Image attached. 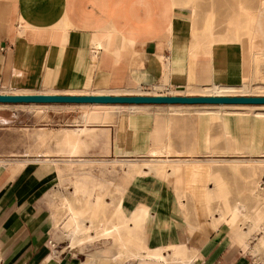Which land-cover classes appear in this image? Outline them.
Returning <instances> with one entry per match:
<instances>
[{
  "label": "crops",
  "instance_id": "1",
  "mask_svg": "<svg viewBox=\"0 0 264 264\" xmlns=\"http://www.w3.org/2000/svg\"><path fill=\"white\" fill-rule=\"evenodd\" d=\"M179 2L0 0V94L171 95L141 92L167 87L175 95H200L183 89L240 85L242 44L207 39L208 27L215 37L228 34L232 12L216 2L214 19L208 7ZM26 105L59 109L51 108V121L38 127L25 114L0 109V128L14 129L13 155H9L13 157L0 158V264L100 263L87 260L88 253L105 248L104 244L94 243L80 251L69 248V240L61 238L52 246L55 227L60 226L54 202L61 201L58 195L69 199L76 194L74 171H84L81 165L87 164L94 172L92 177L81 178L80 185L88 186L95 200L100 192L99 165L124 164L127 170V163L143 165L144 173L125 182L122 209L130 217L144 215L150 248L187 244L201 255L190 264H264L242 252L243 243H256L248 240L254 233L242 239L230 227H212L206 201L207 188L214 183L206 174L183 187L192 190L201 218L195 227L184 211L182 202L187 199L180 198L174 178L160 176L149 166L180 161L185 166L205 167L213 159L239 157L208 152L205 128L210 118L205 119V128L199 118L194 135L187 133V118L177 119L169 109L116 110L120 106H169L166 103ZM81 105L88 107L84 113ZM23 128L38 129L27 136ZM181 128L185 133L181 134ZM191 136L198 140L197 152H188ZM69 165H74L73 171L67 169ZM171 171L167 166V172ZM107 180L111 190L121 181L118 176ZM105 200L111 202L112 197L106 194ZM62 209L67 211L63 203ZM105 263L143 264L139 258L123 256Z\"/></svg>",
  "mask_w": 264,
  "mask_h": 264
},
{
  "label": "rangeland",
  "instance_id": "2",
  "mask_svg": "<svg viewBox=\"0 0 264 264\" xmlns=\"http://www.w3.org/2000/svg\"><path fill=\"white\" fill-rule=\"evenodd\" d=\"M178 1H180L179 3L188 2L196 8L208 7L211 9L210 16L214 19L217 14L216 2H222V7L228 8L225 11L230 10V13L232 12L229 18L230 30L228 34L215 37L212 29L208 27L207 39L211 37V43L216 41L237 42L242 44L244 50V77L240 85L223 86L214 84L200 87L191 85L183 89V92L198 93L200 95L264 96V0ZM148 91L154 93L171 92V95H175L174 93L176 92L169 90L167 87L160 91L142 89L141 92ZM26 104L0 103V109L13 110L14 112L25 114L30 118V122L33 123L34 127L43 126L46 121H51L49 116L51 108L53 110L59 109V107L55 106ZM196 104L199 105L147 106L136 109L130 106H120L116 110L121 113L123 111L140 112L152 109L166 111V109H169L175 115V118L181 120H184L185 117L187 118L185 121L189 125L187 133L194 135L199 118L203 122V128H205L206 124L205 119L210 118L208 127L206 124L205 128L207 129L208 152L213 154L227 153L239 157L228 160L213 159L210 165L205 167L185 166L180 161H174L169 165L151 164L149 166L160 176L174 178L179 188L180 198L186 197L187 199L186 202H182L184 211L188 215L189 220L193 219L191 225L195 227L200 225L199 220L201 218L197 213L196 202L191 193L192 190L189 188L184 190L183 187L185 182H193L197 177L206 174L207 178L214 183L212 188H207L206 201L211 215L212 227H230L242 239H247L254 233L248 240H255L256 243H252L251 246L250 243H243L245 248L242 252L244 255L263 263L264 247L257 248V245L264 238V106ZM80 107L83 108V113L88 109L84 105ZM178 122L176 121V124ZM12 127L0 128V158L13 157L9 156L13 155L12 132L14 129ZM23 130L27 136L33 133V130L30 131L29 128H23ZM183 133H185L184 128H181V134ZM43 144H40V146H43ZM197 144L198 140L191 136L188 152H197L195 149ZM99 166V175L101 176L100 192L95 195V200H92V196H94L92 195V190L88 189L86 185H80L81 178L86 179L94 176V172L88 170V165L84 164L80 166L81 169H84V171H79L80 174L74 171L75 179L73 182L76 194L69 199H61L60 195H58L61 201L58 203L54 202L57 214L56 219L60 225L58 229L55 227L54 230L55 244L57 245L61 238H66L69 240V248L77 247L80 251H86L87 247L92 246L94 243L104 244L106 245L105 248H96L94 252L88 253L87 260L99 261L100 263L98 264H106L105 262H108L112 257H117L118 251L124 247L121 245L130 246L131 250L161 251L168 257L167 260H171V262L159 264H182L173 262L169 257V254L172 253V248H150L147 245L144 232V215H133L130 217L122 209L125 182L134 174L144 173L143 165L127 163V170H124V164H101ZM167 166L172 168L170 173L167 172ZM74 168V165H69L67 169L73 171ZM109 176H118L121 180L115 185L114 190L110 189L111 185H109L107 180ZM80 191L84 192L83 196L78 194ZM106 194L112 197L111 202L105 200ZM62 203L67 211H63ZM77 212L81 213L80 218L76 217ZM83 212L86 214L85 216ZM221 212L223 213L221 214ZM217 213L218 215H216ZM67 214L69 215L66 217ZM131 221L133 226H130ZM93 229L95 234H91ZM117 237L122 238L123 244L119 242ZM176 244L186 247L189 255L196 254L199 257L201 256L196 248L189 247L184 243ZM123 257L128 259L139 258L143 264H158L149 259L142 260L138 256L133 258ZM199 257L184 264H190L194 260L199 259Z\"/></svg>",
  "mask_w": 264,
  "mask_h": 264
},
{
  "label": "water",
  "instance_id": "3",
  "mask_svg": "<svg viewBox=\"0 0 264 264\" xmlns=\"http://www.w3.org/2000/svg\"><path fill=\"white\" fill-rule=\"evenodd\" d=\"M111 103V104H264V96L253 95H112V94H0V103Z\"/></svg>",
  "mask_w": 264,
  "mask_h": 264
},
{
  "label": "bare ground",
  "instance_id": "4",
  "mask_svg": "<svg viewBox=\"0 0 264 264\" xmlns=\"http://www.w3.org/2000/svg\"><path fill=\"white\" fill-rule=\"evenodd\" d=\"M248 20V19H247ZM248 36V35H247ZM211 38V37H210ZM205 95H232V94H205ZM2 104H6V103H2ZM28 104H44V103H28ZM90 104H104V105H123V104H107V103H90ZM213 105H239V106H248V105H254V106H264V104H226V103H212ZM132 105H138V104H132ZM178 105H199V104H178ZM169 106H177V105H172V104H169ZM93 114V113H92ZM90 115V114H89ZM92 116V115H91ZM95 117V116H94ZM95 119H97L95 117ZM103 120V119H102ZM108 120V119H107ZM165 150V149H164ZM160 152V151H159ZM162 165V164H161ZM99 201H101L99 199ZM99 203V202H98ZM101 204V203H100ZM238 204V203H237ZM239 205V204H238ZM240 206V205H239ZM86 209V208H85ZM84 209V210H85ZM83 210V211H84ZM238 210V209H237ZM223 212H221L222 214ZM84 214V212H83ZM86 214H84L85 216ZM97 215V214H96ZM95 215V216H96ZM81 216V213H76V217L77 218H80ZM93 224V223H92ZM94 225V224H93ZM93 227V226H92ZM84 235V234H83ZM85 237V236H84ZM119 242L123 244V240L122 238L120 237H117ZM51 244L53 247L56 246V244L53 242V240H51ZM121 246H124L120 251H118L117 253V257L116 258H120L122 256H127V257H140L142 260H151L153 262H156V263H162V262H171V260H167L168 257H166L161 251H155V252H152V251H148V250H143V249H137V250H131L129 247L130 246H126V245H121ZM168 247L172 248V253L169 254V257L172 259L173 262H176V263H186L188 262L189 260H192V259H196L198 258L199 256L198 255H189L188 253V250L186 247H182L178 244H171L169 245ZM263 248L264 247V238H262L258 245H257V248ZM166 249V248H165ZM257 250V249H256ZM124 258V257H123Z\"/></svg>",
  "mask_w": 264,
  "mask_h": 264
}]
</instances>
